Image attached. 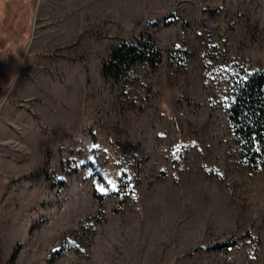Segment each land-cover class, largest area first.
<instances>
[{
	"label": "rangeland",
	"instance_id": "1",
	"mask_svg": "<svg viewBox=\"0 0 264 264\" xmlns=\"http://www.w3.org/2000/svg\"><path fill=\"white\" fill-rule=\"evenodd\" d=\"M142 35L160 63L105 77ZM257 69L264 0H0V264H264L226 112Z\"/></svg>",
	"mask_w": 264,
	"mask_h": 264
},
{
	"label": "trees",
	"instance_id": "2",
	"mask_svg": "<svg viewBox=\"0 0 264 264\" xmlns=\"http://www.w3.org/2000/svg\"><path fill=\"white\" fill-rule=\"evenodd\" d=\"M161 60V48L150 38L142 35L133 42L121 41L104 61L102 71L105 77L116 80L126 76L137 64L155 66ZM226 112L241 153L249 160L258 163L264 156V69L247 73L240 80ZM236 242V240L223 241L208 249L229 250ZM64 250L65 247L55 249L52 255L58 256Z\"/></svg>",
	"mask_w": 264,
	"mask_h": 264
},
{
	"label": "snow or ice",
	"instance_id": "3",
	"mask_svg": "<svg viewBox=\"0 0 264 264\" xmlns=\"http://www.w3.org/2000/svg\"><path fill=\"white\" fill-rule=\"evenodd\" d=\"M175 155V154H174ZM100 191H105L106 189H104V188H101V189H99ZM113 190H115V187L113 186Z\"/></svg>",
	"mask_w": 264,
	"mask_h": 264
},
{
	"label": "water",
	"instance_id": "4",
	"mask_svg": "<svg viewBox=\"0 0 264 264\" xmlns=\"http://www.w3.org/2000/svg\"><path fill=\"white\" fill-rule=\"evenodd\" d=\"M0 94H1V89H0Z\"/></svg>",
	"mask_w": 264,
	"mask_h": 264
}]
</instances>
